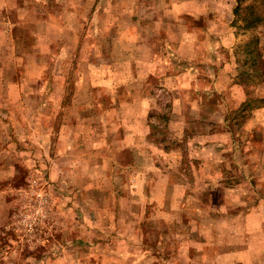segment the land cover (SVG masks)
Segmentation results:
<instances>
[{"label":"rangeland","instance_id":"rangeland-1","mask_svg":"<svg viewBox=\"0 0 264 264\" xmlns=\"http://www.w3.org/2000/svg\"><path fill=\"white\" fill-rule=\"evenodd\" d=\"M95 2L0 0V264H115L106 244H111V236L118 231L133 232L130 217L120 216L114 208L123 211L129 206L121 188L135 185L130 181L137 171L141 174L147 168L146 155L138 158V167L123 166L121 174L113 175L108 162L114 156L125 162L124 134H113H119V124L130 126V118L121 112L125 104L120 106L113 99L126 98L131 92L140 94V90L121 87L131 77L128 64H119L115 72L108 62L104 64L94 40L85 37L86 26L71 28V18H87ZM252 5V0L245 4L248 8ZM72 7L76 14L70 12ZM238 55L244 70L250 68L252 63L243 48ZM111 73L117 78V90L98 85ZM148 91L156 100L148 121L151 152L161 167L155 174L164 169L177 173L181 162L195 201L207 192V203L214 205L218 196L225 195L224 191L237 185L245 174L239 167L244 159L237 152L256 146L258 136L244 128L251 111L264 101H251L244 108L232 106V111L224 107L230 115L228 127L235 134L232 141L226 134L216 138L218 144H233L227 153L217 150L215 157L223 165L213 166L209 151L201 147L217 128L219 132L226 128L227 120L222 123V119L198 117V111L191 109L189 116L181 117L171 103L175 92L161 84ZM183 95L194 97L193 91ZM205 102L199 104L204 109L211 103L207 98ZM127 106V116L139 109ZM78 140L82 146L72 145ZM102 160L105 166H100ZM114 177L119 180L116 184ZM115 190L120 193L117 199ZM248 196L253 205L254 193L250 191ZM133 200L140 208L155 207L150 201L145 206L136 194ZM236 203L241 206V200ZM119 222L123 229L116 230ZM140 236L145 238V232ZM100 241H106L104 252L98 247ZM157 243L153 241L151 246ZM126 249L118 248L120 253L125 251L123 256H131Z\"/></svg>","mask_w":264,"mask_h":264},{"label":"crops","instance_id":"crops-1","mask_svg":"<svg viewBox=\"0 0 264 264\" xmlns=\"http://www.w3.org/2000/svg\"><path fill=\"white\" fill-rule=\"evenodd\" d=\"M235 8L233 0H96L90 16L82 20L71 18L69 22L71 28L86 26L85 37L94 40V47L111 70L115 72L119 64H128L131 77L120 84L121 87L140 90V94L131 92L126 98L113 99L120 106L125 104L121 108L125 115L121 114L130 118V126L119 124V134H113H124L123 151L127 154L125 162L120 156L108 162L113 175L121 174L123 166L138 167V158L143 155H146L147 167L141 174L137 171V177L130 181L134 186L127 190L121 188L125 199H129V206L123 211L114 208L120 216L130 217L133 232L118 231L111 236V244L100 241L98 246L104 252L106 244L110 260L115 264H264V104L251 111L244 128L258 136L256 146L244 153L237 152L244 159L239 167L245 174L237 185L224 191L225 195H219L214 205L207 203V192L195 201L193 190H188L181 162H178L177 173H166L164 169L162 174H155L161 167L151 152L154 147L148 121L156 100L148 93V88L153 85L161 84L176 93L171 103L181 117L189 116L187 111L191 109L198 111V117H214L222 119V123L227 120L226 128L222 132L217 128L201 147L209 151L213 166L223 165L215 157L217 150L227 153L233 144H218L216 138L226 134L232 141L235 134L228 127L230 115L224 107L228 111L232 106L244 108L251 101H264V79H257L256 83L243 81L244 66L239 64L238 55L241 46L257 37L264 61V26L253 31L242 30L235 22ZM69 10L76 14L74 7ZM263 66L259 67L262 71ZM164 72H167L166 77H163ZM113 74L104 77L98 85L117 90L118 82ZM156 74L162 75V79L155 80ZM189 91H193L194 97L183 95ZM206 98L211 103L204 109L199 104L207 103ZM127 104L139 109L127 116ZM82 144L80 140L72 143ZM92 151H95L94 145ZM105 165L102 160L100 166ZM90 181H100V178ZM118 181L114 177V184ZM232 183L236 181L232 179ZM115 191L117 199L120 193ZM250 191L256 197L253 205L248 203ZM135 194L145 206L150 201L155 207L136 206L133 204ZM236 200H241V206L235 204ZM147 213L150 215H145ZM191 215L195 217L191 219ZM121 226L119 222L115 229H123ZM141 231L145 232V238L140 236ZM156 240L157 246H151ZM123 246L131 256H123L125 251L122 250L120 253L118 248ZM131 249H136L137 253L134 255Z\"/></svg>","mask_w":264,"mask_h":264},{"label":"trees","instance_id":"trees-1","mask_svg":"<svg viewBox=\"0 0 264 264\" xmlns=\"http://www.w3.org/2000/svg\"><path fill=\"white\" fill-rule=\"evenodd\" d=\"M248 1L249 0H236L237 6L235 8V15L237 20L235 22L240 24L241 29L244 31L255 30L264 23V0H252L254 5L249 8L245 6ZM258 45L259 39L254 37L246 47L241 46L244 53H247L248 61L250 60L252 63L250 68H246L241 72L243 81H250V78V82H253L257 78L259 81L264 79V71L259 68L264 65V61L258 49Z\"/></svg>","mask_w":264,"mask_h":264}]
</instances>
